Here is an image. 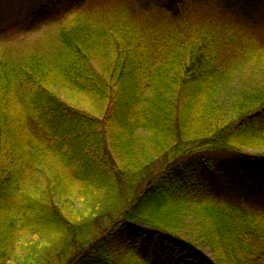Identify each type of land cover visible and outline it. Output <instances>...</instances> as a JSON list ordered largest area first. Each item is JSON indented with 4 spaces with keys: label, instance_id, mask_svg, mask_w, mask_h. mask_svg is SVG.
Wrapping results in <instances>:
<instances>
[{
    "label": "trees",
    "instance_id": "16d2710c",
    "mask_svg": "<svg viewBox=\"0 0 264 264\" xmlns=\"http://www.w3.org/2000/svg\"><path fill=\"white\" fill-rule=\"evenodd\" d=\"M18 1L0 264H264V0H44L30 21Z\"/></svg>",
    "mask_w": 264,
    "mask_h": 264
},
{
    "label": "rangeland",
    "instance_id": "374dc122",
    "mask_svg": "<svg viewBox=\"0 0 264 264\" xmlns=\"http://www.w3.org/2000/svg\"><path fill=\"white\" fill-rule=\"evenodd\" d=\"M196 1H203V0H196ZM218 1L221 5L223 4H227L231 7H234L236 9H239V5H241L242 2V6H245L246 4L241 1V0H216ZM215 1V3H217ZM0 3H2L3 7H6L8 5V0H0ZM218 4V3H217ZM21 6V14L20 16L22 17H26L27 21L32 20L33 18H35L36 16L40 15L41 10H44L46 7L50 8L52 5L44 0H19L18 2H16L15 6ZM45 7V8H44ZM244 9V7H241ZM36 34H32L30 37H35ZM259 37H257V39H259L260 43H264V29H262L259 33ZM250 72V71H248ZM254 73L256 72V78L254 79L255 82H260L263 79V75L260 74L257 70L253 71ZM241 74V73H240ZM236 73L233 77L232 80L228 83V90H230L233 87H237V85L239 84V82L242 79H246V77L242 78V76ZM243 75V74H242ZM245 76V75H243ZM249 81V80H248ZM225 93V92H224ZM253 210L259 212V213H264V200L261 201V203L254 205V207L252 208ZM129 239H130V233L126 231V229L124 227H120L116 234L114 235V238L111 242V248L112 250H114V252L116 253L117 257H120L121 255H123L127 248H128V244H129ZM201 256H205L204 254H201Z\"/></svg>",
    "mask_w": 264,
    "mask_h": 264
}]
</instances>
